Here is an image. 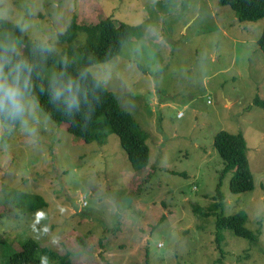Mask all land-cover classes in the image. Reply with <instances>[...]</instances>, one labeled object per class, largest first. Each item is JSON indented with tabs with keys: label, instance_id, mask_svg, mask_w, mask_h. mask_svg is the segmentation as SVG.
<instances>
[{
	"label": "rangeland",
	"instance_id": "1",
	"mask_svg": "<svg viewBox=\"0 0 264 264\" xmlns=\"http://www.w3.org/2000/svg\"><path fill=\"white\" fill-rule=\"evenodd\" d=\"M73 17L130 26L119 55L89 71L148 134L150 163L136 172L117 135L87 144L28 95L26 125L0 120V264L29 239L74 264H264V18L239 21L219 0H0V28L58 51ZM221 131L244 136L255 185L232 193L229 171L222 216L246 213L256 242L221 230L218 243L217 217L196 212L215 201ZM16 191L47 206L23 214Z\"/></svg>",
	"mask_w": 264,
	"mask_h": 264
},
{
	"label": "trees",
	"instance_id": "2",
	"mask_svg": "<svg viewBox=\"0 0 264 264\" xmlns=\"http://www.w3.org/2000/svg\"><path fill=\"white\" fill-rule=\"evenodd\" d=\"M220 6H228L239 21L251 22L264 18V0H219ZM21 25L3 22L0 28V59L8 58L14 64L25 61L31 68L30 90L32 96L46 115L56 123H66L67 131L90 144H105L110 134L117 135L121 147L126 152L132 168L143 171L150 163V150L147 144L148 134L140 129L135 118L119 104L116 96L97 78L92 76L89 68L111 62L121 52L131 38V28L126 24H116L112 17L101 20L95 25L79 23L73 17L70 26L58 35L63 43L60 51L52 49L42 40H34L26 35ZM81 35L85 41L81 42ZM13 39L12 49L9 41ZM264 53V30L257 41ZM19 45L20 50L15 46ZM14 49V51H13ZM56 65L52 75L50 71ZM11 65H6V70ZM80 103L78 107L69 108L64 102V92L60 98H54L52 87L67 89ZM256 104L264 108V100L256 99ZM0 120L11 126H18L20 119L10 121L0 116ZM214 147L225 163L214 203L201 215L217 217V241H222L221 230H230L236 236L257 241V235L245 228L247 215L238 212L222 216L224 196L221 191L225 175L234 170L230 190L241 194L254 189V177L246 156V142L242 134H230L221 131L216 134ZM23 214L39 211L47 206L43 197L36 194L16 191L8 197ZM222 252V248H219ZM104 261L106 259L102 258ZM9 264H74L70 255H60L56 251L41 246L34 239L27 240L20 252L10 256Z\"/></svg>",
	"mask_w": 264,
	"mask_h": 264
},
{
	"label": "clouds",
	"instance_id": "3",
	"mask_svg": "<svg viewBox=\"0 0 264 264\" xmlns=\"http://www.w3.org/2000/svg\"><path fill=\"white\" fill-rule=\"evenodd\" d=\"M6 65L11 66L6 70ZM30 73L31 68L25 61L12 64L8 58L0 59V116L13 122L20 119L22 123L27 124L24 117L31 109V103L28 100ZM65 91L68 93L64 96L67 106L69 108L78 107L80 101L72 92L71 84L66 90L52 87L53 97L57 99L64 95Z\"/></svg>",
	"mask_w": 264,
	"mask_h": 264
}]
</instances>
